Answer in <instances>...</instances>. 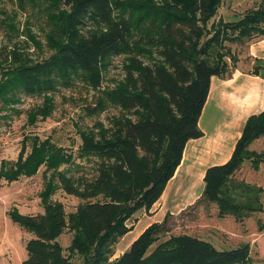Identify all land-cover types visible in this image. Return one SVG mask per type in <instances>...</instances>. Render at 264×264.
<instances>
[{"label":"trees","instance_id":"1","mask_svg":"<svg viewBox=\"0 0 264 264\" xmlns=\"http://www.w3.org/2000/svg\"><path fill=\"white\" fill-rule=\"evenodd\" d=\"M15 1L20 10L43 11L51 53L32 61L11 46L0 64V99L9 93L51 94L75 83L97 88L108 59L129 56L122 81L102 94L104 104L119 113L108 126L96 123L79 133V157L95 166L90 179L56 171L71 155L55 150L42 154V148H51L45 142L33 141L23 161L0 168V181L9 183L35 173L43 163L56 171L57 186L48 182L41 193L42 214L9 211L10 218L33 236L25 243L22 264H70L72 256L80 264L248 263V244L226 250L189 235L162 240L165 220L151 224L118 258L109 259L117 240L130 231L127 221L161 197L186 143L203 136L198 120L210 80L229 78L237 63L225 43L264 37V0L236 22L212 23L211 31L207 24L220 0ZM0 15V23L13 31L9 18L2 11ZM145 48L157 58L148 60ZM251 74L264 78V69L254 67ZM262 136L264 110L246 120L230 159L205 170L199 199L212 204L219 219L233 217L242 223L262 212V189L235 179L244 161L254 170L264 164V154L248 150ZM58 188L80 201L68 219L62 204L51 199ZM67 228L73 232L69 255L58 240Z\"/></svg>","mask_w":264,"mask_h":264},{"label":"rangeland","instance_id":"2","mask_svg":"<svg viewBox=\"0 0 264 264\" xmlns=\"http://www.w3.org/2000/svg\"><path fill=\"white\" fill-rule=\"evenodd\" d=\"M260 1L220 0L217 13L209 21L207 28L211 31L212 23H233L242 19L246 12L254 9ZM0 11L9 18L6 22L11 23L14 28L11 31L0 23V64L5 62V53L14 44L32 61L45 58L51 53L50 44L46 39L48 26L42 10L30 7L20 10L15 0H0ZM250 42L225 43L237 60L235 69L249 73L257 66L264 69V63L251 65L246 57ZM144 56L148 60L157 58L151 50ZM128 59L129 56L126 55L110 57L102 71L101 84L97 88L75 83L70 88H60L51 94L26 96L9 93L1 98L0 168L13 167L18 159L23 161L30 155L33 141L41 144L45 142L51 148H42V154L55 150L62 151L66 156L71 155L70 162L60 164L56 171L66 172L71 177L90 179L94 175L95 166L92 161L79 157V133L92 129L96 123L108 126L110 119L119 113L118 109L104 104L102 94L122 81L123 65ZM226 60L231 65L228 57ZM145 62L148 63L147 60ZM218 115L219 112L209 105L202 120V127L210 129L211 116L217 118ZM248 150L264 154V136L253 141ZM56 171L47 168L43 163L31 175H21L11 183L3 179L0 181V264H22L26 259L25 243L33 236L10 218L9 211L14 209L25 216L42 214L41 193L48 182L57 186L54 178ZM235 179L262 189V212L253 214L242 223L235 222L233 217L219 219L215 207L199 199L180 208L177 205L175 213L169 210L165 212L164 207L155 217V212L149 214L144 209L139 210L127 221V227L135 232L145 230L151 225L145 227L148 221L153 218L161 219L165 215L163 221H166L167 232L162 240L171 236L189 235L208 241L217 249L226 250L248 244L250 260L246 264H264V164L254 170L249 161H244L235 174ZM51 199L62 204L67 219L80 203L76 197L65 194L60 188L54 192ZM72 235L73 232L67 228L58 239L65 255H69L66 249L70 245ZM123 236L113 246V255L109 262L120 256L125 243L121 241ZM69 263L81 262L76 256H72Z\"/></svg>","mask_w":264,"mask_h":264},{"label":"crops","instance_id":"3","mask_svg":"<svg viewBox=\"0 0 264 264\" xmlns=\"http://www.w3.org/2000/svg\"><path fill=\"white\" fill-rule=\"evenodd\" d=\"M246 52L251 65L264 63V37L250 42ZM209 105L220 115L217 118L211 116L210 129L206 130L202 127V120ZM263 110L264 78L238 69L226 79L212 77L209 93L198 120V127L203 136L186 143L179 166L148 213L155 212L154 217L158 216L164 207L165 212L169 210L175 213L177 205L180 208L184 204L199 200L204 188L205 170L230 159L246 120ZM164 217L165 215L161 219L153 218L145 227L160 223ZM143 230H130L123 236L121 241L125 243L119 255Z\"/></svg>","mask_w":264,"mask_h":264}]
</instances>
